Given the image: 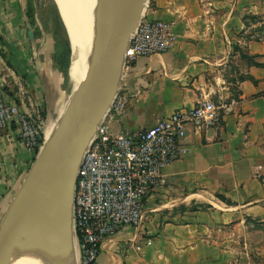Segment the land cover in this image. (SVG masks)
Segmentation results:
<instances>
[{"label": "crops", "instance_id": "1", "mask_svg": "<svg viewBox=\"0 0 264 264\" xmlns=\"http://www.w3.org/2000/svg\"><path fill=\"white\" fill-rule=\"evenodd\" d=\"M144 15L174 21V39L133 61L121 113L110 106L112 133L144 129L199 99L236 103L219 128L187 129L139 225L106 238L92 264H264V0H148ZM59 85L23 0H0L5 100L44 123L64 109ZM34 158L14 123L0 129V221Z\"/></svg>", "mask_w": 264, "mask_h": 264}, {"label": "built area", "instance_id": "2", "mask_svg": "<svg viewBox=\"0 0 264 264\" xmlns=\"http://www.w3.org/2000/svg\"><path fill=\"white\" fill-rule=\"evenodd\" d=\"M174 21L140 19L124 49L122 86L111 102L119 114L126 102L125 74L137 56L166 52L172 45ZM128 89V88H127ZM126 89V90H127ZM234 100L215 102L199 99L193 106L178 108L139 130H109V116L100 122L78 165L73 194V230L80 264H92L102 243L122 226H138L144 199L166 183L164 169L183 151L181 140L187 129L194 132L217 129ZM14 123L19 139L37 154L43 135L35 120L8 103L0 86V129ZM146 244L150 240L146 239ZM136 250L140 245H135Z\"/></svg>", "mask_w": 264, "mask_h": 264}, {"label": "water", "instance_id": "3", "mask_svg": "<svg viewBox=\"0 0 264 264\" xmlns=\"http://www.w3.org/2000/svg\"><path fill=\"white\" fill-rule=\"evenodd\" d=\"M142 1L128 0L126 21L115 18L106 25L91 65L70 94L54 127L44 134L41 147L0 221V264L18 226L49 189H58V205L64 213L66 205L71 203L73 215L76 171L98 124L108 114L116 93L123 88L124 49L144 15L147 2L142 11ZM119 9L116 5V12ZM71 227L74 232L73 224ZM71 243L74 248L72 238Z\"/></svg>", "mask_w": 264, "mask_h": 264}, {"label": "bare ground", "instance_id": "4", "mask_svg": "<svg viewBox=\"0 0 264 264\" xmlns=\"http://www.w3.org/2000/svg\"><path fill=\"white\" fill-rule=\"evenodd\" d=\"M55 2L72 49L71 69L80 66L76 76L78 84L100 47L106 25L115 18L126 21L128 0ZM146 2L142 1V11ZM116 5L120 8L118 12ZM64 218V210L58 205V189H49L40 196L18 226L2 264H71L70 244L65 243L59 235Z\"/></svg>", "mask_w": 264, "mask_h": 264}, {"label": "rangeland", "instance_id": "5", "mask_svg": "<svg viewBox=\"0 0 264 264\" xmlns=\"http://www.w3.org/2000/svg\"><path fill=\"white\" fill-rule=\"evenodd\" d=\"M148 3V1H147ZM24 15L26 22L31 30L33 42L35 45L43 47V51L51 58L52 70L58 74L60 91V104L66 103L70 94L73 92L78 81V71L80 66L72 70V49L63 21L59 15L55 0H23ZM71 50V51H70ZM73 87V88H72ZM61 106L46 116L44 123L41 122V114L34 120L37 123L41 135L48 133L50 128L54 127V122L59 117ZM112 126L109 128L112 131ZM66 225L62 227L59 233L60 238L65 243L69 242L71 247V264L77 263V248L74 232H72L73 215L71 203L65 207ZM65 221V218L63 219ZM64 230V231H63ZM73 233V234H72ZM63 234V235H62ZM65 234V235H64ZM74 245L72 247L71 243ZM77 247V245H76ZM79 262V257H78Z\"/></svg>", "mask_w": 264, "mask_h": 264}, {"label": "trees", "instance_id": "6", "mask_svg": "<svg viewBox=\"0 0 264 264\" xmlns=\"http://www.w3.org/2000/svg\"><path fill=\"white\" fill-rule=\"evenodd\" d=\"M59 12V11H58ZM60 15V14H59ZM64 24V23H63ZM259 65H263V64H261V63H258Z\"/></svg>", "mask_w": 264, "mask_h": 264}]
</instances>
